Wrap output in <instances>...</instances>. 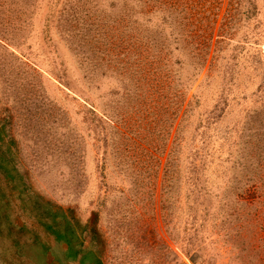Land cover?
<instances>
[{
    "label": "rangeland",
    "instance_id": "rangeland-1",
    "mask_svg": "<svg viewBox=\"0 0 264 264\" xmlns=\"http://www.w3.org/2000/svg\"><path fill=\"white\" fill-rule=\"evenodd\" d=\"M0 126L80 256L264 264V0H0Z\"/></svg>",
    "mask_w": 264,
    "mask_h": 264
},
{
    "label": "trees",
    "instance_id": "trees-1",
    "mask_svg": "<svg viewBox=\"0 0 264 264\" xmlns=\"http://www.w3.org/2000/svg\"><path fill=\"white\" fill-rule=\"evenodd\" d=\"M15 160L13 141L4 135L0 126V264H49L52 260L45 240L49 237L55 243L65 245L64 257L67 260L79 257L81 263L101 264L90 251L84 250L85 253L80 256L83 251L70 227L69 210L47 203L27 206L20 194L16 200L23 206L13 204L14 198L7 192L18 187ZM15 209L28 214L32 223L18 224Z\"/></svg>",
    "mask_w": 264,
    "mask_h": 264
}]
</instances>
